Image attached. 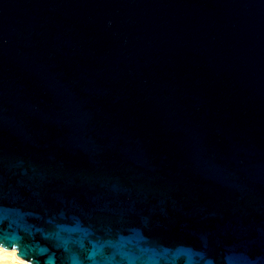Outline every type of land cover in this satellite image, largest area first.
Segmentation results:
<instances>
[{
    "label": "water",
    "instance_id": "water-1",
    "mask_svg": "<svg viewBox=\"0 0 264 264\" xmlns=\"http://www.w3.org/2000/svg\"><path fill=\"white\" fill-rule=\"evenodd\" d=\"M0 217L30 264H264V0H0Z\"/></svg>",
    "mask_w": 264,
    "mask_h": 264
},
{
    "label": "bare ground",
    "instance_id": "bare-ground-1",
    "mask_svg": "<svg viewBox=\"0 0 264 264\" xmlns=\"http://www.w3.org/2000/svg\"><path fill=\"white\" fill-rule=\"evenodd\" d=\"M16 252L17 250L15 248H6L0 245V260H4L10 264H30L19 258Z\"/></svg>",
    "mask_w": 264,
    "mask_h": 264
},
{
    "label": "snow or ice",
    "instance_id": "snow-or-ice-1",
    "mask_svg": "<svg viewBox=\"0 0 264 264\" xmlns=\"http://www.w3.org/2000/svg\"><path fill=\"white\" fill-rule=\"evenodd\" d=\"M3 218L0 217V220H2ZM16 237L15 236H8V237H4L2 233H0V242L6 243L7 246L11 247L12 244L15 242ZM21 255L25 256V257H29V252L28 250L21 246Z\"/></svg>",
    "mask_w": 264,
    "mask_h": 264
},
{
    "label": "rangeland",
    "instance_id": "rangeland-1",
    "mask_svg": "<svg viewBox=\"0 0 264 264\" xmlns=\"http://www.w3.org/2000/svg\"><path fill=\"white\" fill-rule=\"evenodd\" d=\"M0 264H10V263H7V262L4 261V260H0Z\"/></svg>",
    "mask_w": 264,
    "mask_h": 264
}]
</instances>
